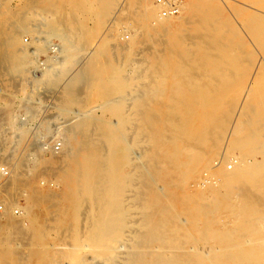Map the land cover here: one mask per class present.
<instances>
[{"label":"bare ground","instance_id":"6f19581e","mask_svg":"<svg viewBox=\"0 0 264 264\" xmlns=\"http://www.w3.org/2000/svg\"><path fill=\"white\" fill-rule=\"evenodd\" d=\"M32 1L30 3H33ZM101 1L104 4V9H106V6H109L108 9H110L112 5L118 2V0ZM142 1L140 17L145 20L149 19L147 24L153 32L167 33L168 40L165 47L166 50H161L160 47L154 50L150 55L143 56V54H139L137 58L133 59L135 53L139 51V49H137V36L143 30L139 22L132 24L130 22L118 21L115 19L113 24L110 25L111 27H109L108 32L103 35V39L109 44L108 46L114 56H120L121 60L124 59L123 62L126 61L128 64H134L135 74L134 77H130V79L132 83L138 82L136 86L137 92L134 93L138 97V101L135 106L132 105L135 107V114L131 118H128L129 124L126 125L125 133L122 135L124 138L126 137L125 140L127 145H110L112 136L111 128L106 127L104 124L99 130V128H97L99 120L91 116L90 108L82 110L76 108L77 119H75V117L66 118L65 116L62 118L61 114L66 113L68 110H62L63 112L61 111L60 114L58 113L59 116L57 115V117L50 119L65 123L79 121L81 124L78 126V130L82 132L81 135L83 134L84 139V142L81 144L80 140L77 139L78 137H76V131H73V128L70 127L68 130L66 129L68 131L67 136L64 135L66 137H63L65 138V148L62 147L63 149L60 150L67 164L63 168L58 165L59 169L62 168L57 176V180L61 184V193L59 195V204L55 208L56 213L54 218L57 224L67 223V226H65L71 240L68 249H61V256H64L66 259V264H83L86 260L84 257L86 254H88L92 260L100 258L102 262L99 264H106L110 260H115L117 262H115L116 264H264V78L261 80L262 84L256 87L253 95H251V104L249 93L251 85L247 83L248 85L245 87L240 83L239 86H237L238 88H245L242 95H240L242 104L238 111H236V117L231 121L233 129L231 133L228 132L230 133L228 142L223 150V154L221 153L223 156H227L226 160H223L224 162L227 161V158L232 162L233 165L231 170H228L227 167L221 164H217L218 160L215 162L217 165L212 168L205 166V168L210 170L208 177L206 176L207 178H205L200 174L195 177L197 202L189 208H177L173 201L165 197V193L162 194L163 185H158L156 188L153 184L156 180H153L152 176L154 175L152 172L158 175L161 173L165 178L171 169L163 165H157L158 155L153 151H146V148L149 143H154L155 146L157 144L162 147L163 152L170 156L175 166L174 168L183 176V182L186 186L185 190H187L191 184L187 179L198 170L200 164L206 162L208 159L207 152L194 153L193 146L190 144H183L181 146L178 144L170 146L171 144H169L173 142L175 137L177 138L180 133L187 132L192 134L193 137H201L202 131H200L199 127H202V125L194 123H199L201 120H196L197 116L193 111L191 112L184 109L179 116L166 118V121H169V123L164 124L163 120L157 116L158 114L154 107L151 106L148 101L155 92L160 90L167 76H172L174 78L177 72L185 73L186 67L188 66L187 60L184 57L189 47L186 44L185 35L180 31L184 19L186 18H178L180 16L179 13L185 6L181 4L179 12L175 15L162 16L159 12L160 5L156 4L154 0ZM261 1L264 2V0ZM35 4L37 5L39 2ZM89 5V7H86L89 14L90 11H92L96 14V17L100 18L101 14L106 13L101 6L95 9L93 5ZM63 9L65 8L63 7ZM42 10H44L46 14L39 16V21L34 24L33 28L27 22H20L16 25V29L14 30V32L17 31V33L35 30L34 32L37 34H43V38L55 35L60 41V49L58 50L60 59L58 61H52L51 65L42 72L39 80H34L36 81L33 85L34 89H37L41 85H53L52 83L55 82V78H58V76L61 77V75H65L66 72H68L71 65L77 61L76 59L80 53V45L76 42L78 39H74L77 38V36L80 37V34H82L76 27L72 29L71 26L66 28L65 31L62 30L63 27H58L56 12L60 10V7L53 1L49 2L45 6V9L43 8ZM63 13L65 15V12ZM23 14L24 11L22 15ZM121 15L120 17H122ZM73 19L75 20V16ZM88 20L90 21V19ZM100 21L101 19L96 22V25H99ZM125 22L133 25V33L130 40L120 42L118 37L121 39H123V37L119 34L118 25ZM41 24L45 26L44 30L40 27ZM88 28H90V26ZM40 40L41 39L38 38L37 43L34 45V53L41 51L43 48ZM162 41L165 42L163 39ZM147 45L148 44L145 46ZM16 49L18 53L16 54L17 59H15L14 67L23 70V65L27 63L25 61L27 49L19 45H17ZM103 51L104 46L98 44L94 50L90 52L91 54L89 56L87 55L88 57L83 61L79 69H75L67 77V82L65 86L62 87V90H64L65 95L69 97H67L68 104L76 100L78 101L79 99L76 98H79V94L83 91H88L87 96H91L94 95L92 94V89H94L96 92L95 95L97 94L101 97L107 95L109 91H119L126 86V77L128 78V76L124 77L122 75L121 72H124L123 66L121 72L119 69L113 73L109 72L107 76L104 74V63L101 60L104 55ZM105 58L107 57L105 56ZM115 67L117 66H114V68ZM129 68H131V66ZM131 74L133 75L132 72ZM54 75H56V77ZM177 79L178 81L183 80V76ZM106 81L109 82L107 87L105 84ZM180 88H182V86ZM82 89L83 91L81 92L80 90ZM103 102L104 101H101L99 104L102 105ZM181 105L184 106V102ZM129 111L130 110H128V112ZM204 114L207 116L204 117L206 121L211 114L210 109H207ZM80 115L85 116L80 118ZM0 120L10 122L5 126L8 132L4 136V140H6L5 143H12L15 141L16 139L14 136L22 133L21 129L25 128L24 125H16V123H14L16 121L15 119L2 118ZM113 121L114 124L118 122L116 119H113ZM1 125L0 137L3 131L1 128L4 127ZM63 127L64 124L60 125L58 129ZM77 136H80L79 132ZM12 138L14 139L12 140ZM210 138H212V141L208 142V144L212 152V150L216 148V145H220L216 142L220 137L217 135L214 139L212 135ZM31 145V147H28L27 153L29 156L31 155L34 157H31L34 159V164L32 166H27L25 163L15 165L9 179H18L16 171L24 170L25 168L23 172L27 173V171L31 170L39 163V156L37 157L36 154L40 150L38 148L40 146L37 147L35 144ZM133 146H137V148L134 151L135 153L132 152L134 155H131L128 160L131 164L130 170H132L130 171L131 176H129L127 173H122L120 167L126 160V150H129V148L132 149ZM257 153L259 154L258 158L255 157ZM22 164H24V166ZM58 167L56 166L55 168ZM49 169H51V167ZM36 172L37 171H35L34 174L35 176H37ZM20 173H22V171ZM41 173L43 174V172ZM50 174L47 176H51ZM53 175L55 174L53 173ZM8 182L10 185V181ZM8 182L5 185L6 187L8 186ZM155 183H157V181ZM128 184L130 187L125 188ZM5 186L3 185V187ZM32 186L34 187V185ZM18 187L16 188L18 189ZM179 187L181 188V186ZM0 190L4 195L6 189ZM12 190L13 189H11V191ZM13 192L15 194V191ZM31 193V201H47L51 197L49 196L51 192H49V195H47L48 193L46 192L41 193V195H34L35 193H33L32 190ZM9 194L8 192V195ZM11 198L9 199L12 200ZM176 199L178 198L176 197ZM53 204L55 205V202H53ZM12 205H10V207ZM43 208L45 210L47 209L46 207ZM181 212L186 213V215L183 216ZM205 212L212 217V224H208L207 235L214 237V239H216L215 243L210 247H206L203 246L202 243V246H199V244L185 242L188 235L180 233L178 231L179 226L184 221H188L190 224L193 223L192 225H194L195 217ZM8 213L9 212L5 214ZM139 213L141 214L140 217L132 222L140 223L145 229L138 231L136 236L140 237L141 241L138 240L140 242L139 246L135 247V244H131L132 242L130 241L133 238L135 240L133 234L138 228L135 227L136 229L134 228V230L129 228L133 224L130 215ZM9 216H11L10 213ZM46 217H44V219H46ZM201 218L200 220H202ZM33 219L36 220V218ZM7 220L6 222H9ZM86 222L88 223L87 226H85ZM78 223L84 224L81 230L83 231L82 233L85 240L82 238ZM183 224L186 225L185 223ZM9 227H11V230H9L13 236L22 239L21 236H23L24 233L18 228V225L12 222ZM36 229L38 230V228ZM119 231L124 232L123 236L121 235L118 237ZM41 233H44V231L39 232V234ZM59 233L61 234V232ZM39 236L41 237V235ZM60 236H62V234ZM60 236L59 238H61ZM19 238H17V240L22 241ZM150 240L154 243L145 244ZM22 243L21 245H24L28 243V241H25L24 244ZM16 246L18 247L19 245ZM82 249L85 251L83 252ZM221 258L225 259V261ZM35 260L38 262L43 261V263H53L55 261L54 253L47 251L43 253L39 252Z\"/></svg>","mask_w":264,"mask_h":264},{"label":"rangeland","instance_id":"374dc122","mask_svg":"<svg viewBox=\"0 0 264 264\" xmlns=\"http://www.w3.org/2000/svg\"><path fill=\"white\" fill-rule=\"evenodd\" d=\"M28 1L29 0H0V119H15L16 121L14 123H16V125L20 124L25 127L22 129L20 128L22 133L19 135L17 134L18 137L17 135L14 136L16 139L15 141L12 143H5L6 140H4V136L8 133L7 127L5 126L10 122L0 120V125L2 124L1 126H4L1 128L3 131L0 137V165H6L9 170V175L7 177L0 174V189H6L7 191L4 192V196L0 190V264H10V262L11 264H66V259L64 256H61V251L68 249L71 243L66 228L67 223L57 224L54 218L56 213L55 208L59 204V195L61 193V184L58 182L57 176L60 170L67 164V161L63 158L60 150L65 148V138L63 137L67 136V130L70 127L73 128V131H76V137H78L77 139L80 140L81 144L84 142V139L83 134L81 135L82 132L78 130V126L81 124L79 121L71 123L66 122V124L65 122L50 119L57 117V115L59 116L62 110H68L66 113L61 114L62 118L65 116L66 118L75 117V119H77V109L82 110L90 108L91 116H94L99 120L97 124L99 130L104 124L106 127L111 128L112 136L110 145H127L125 140L126 137L124 138L122 135L125 133L126 125L129 124L128 118H131L135 114V107L133 106L136 105L138 97L134 93L137 92L136 86L138 82L132 83L130 79V77H134L135 74V69L133 67L134 64H128L126 61L125 63L123 62L124 59L121 60L120 56H114L108 46L109 44L103 39V35L108 32L109 27H111L110 25L113 24L115 19L118 21L130 22L132 24L139 22L141 24V29L143 30L137 36V49H139V51L135 53L133 59L137 58L139 54H143V56L150 55L154 50L160 47L161 50H166L165 47L167 45L168 35L165 32H153L147 24L149 19L145 20L140 17L142 0H118V2L112 5L110 9H108L109 6H106V9H104V4L101 0H87L88 2L86 0ZM31 1L33 3H30ZM51 1L60 7V10L56 12L58 27H63L62 30L65 31L66 28L72 26V29L76 27L80 33L82 32L80 37L77 36V38L74 39H78L76 42L80 45V53L76 59L77 61L71 65L68 72H66L65 75H61V77L58 76V78H55V82L52 83L53 85L43 86L40 84L41 86L34 89L33 85L39 80L42 72L51 65L52 61H58L60 59L58 52L60 49V41L55 35L43 38V34H37L34 32L35 30L19 33H17V31L14 32V30L16 29V25L20 22H27L33 28L34 24L38 23L39 16L46 14L42 9H45V6ZM38 2L39 4L36 5L35 3ZM89 4L93 5L95 9H98V6H101V8L103 7L102 9L105 10L106 13L101 14L100 18L96 17V14L92 11H90L89 14L86 8L90 6ZM181 4H184L185 7L179 13L180 16L178 18H186L184 19L180 31L185 35L186 44L189 47V50L184 57L187 60L188 66L186 67L185 73L177 72L174 78L172 76V78L167 76L164 79L160 90L155 92L148 101L150 105L154 107L158 114L157 116L163 120L164 124L169 123V121H166V118L179 116L184 109L191 112L193 111L197 116L196 120H201L200 122L198 121L199 123L194 122L197 125H202V127H199L200 131H202V134L200 135L201 137H193L192 134L187 132L180 133L177 138L175 137V140H173L174 143L171 142L169 144H171L170 146L176 144L179 146L190 144L193 146L194 153L207 152L208 159L206 162L200 164L198 170L187 179L189 183L191 182L187 192V190H185L186 186L183 182V176L176 168H174L175 166L172 163L170 156L163 152L162 147L157 144L155 146L154 143H149L147 145L149 148L147 147L146 151H153L158 155L156 162L157 165H163L171 169L165 178L161 173L158 175L155 172H152L154 175L152 176L153 180L157 181V183H155L156 181L153 182L155 187L157 188L158 185H163L162 194L165 193V197L173 201L177 208H189L197 202L195 177L199 174L203 177H208L210 173V170L205 168V166L212 168L217 164H221L222 166L227 167L228 170H231L233 165L231 164V166L228 167V163L231 161L227 158V161L224 162L227 156L225 157L222 154L233 129L231 121L236 117V111H238L242 104V98L240 95H242L245 88H238L237 86H239L240 83L245 87L248 84L251 85L249 91L251 104V95H253L255 88L262 84L261 80L264 78L262 77L264 76L262 75L264 74V2L261 0H180V5ZM63 7L65 9H63ZM23 11L24 14L22 15ZM63 12H65V15ZM71 14L75 16V20L73 19L74 16ZM120 15L122 17H120ZM88 19H90V21ZM100 19V24L96 25V22ZM126 22L118 25L120 31L119 34L123 37V39L118 37L120 42H123L124 40L128 41L132 37L133 25ZM89 26L90 28H88ZM40 27L43 30L45 29V26L42 24ZM125 35L127 36L125 37ZM38 38L41 39L40 43L43 45V48L41 51L34 53V45L37 43ZM162 39L165 42H163ZM50 41L56 44L55 47L57 49V54L54 57H48L47 43ZM98 44L104 46V55L101 59L104 63V74L107 76L109 72L113 73L119 69L121 72L123 66L124 72L122 71L121 73L124 77L128 76V78L126 77V86L119 91H109L107 95L101 97L97 94L95 95L96 92L94 89H92V94L94 95L91 96H87L88 91H83L82 89L80 90L81 92L83 91L79 94L80 97L76 98L79 100L68 104V95H65V91L62 90V87L65 86L67 77L75 69H79L83 64V61L91 54L90 52H92ZM146 44L148 45L145 46ZM17 45L27 49V57L25 58L27 63L23 65V70L14 67L15 59H17L16 54L18 53L16 49ZM105 56L107 58H105ZM38 57L42 59L46 58V64L41 70L40 75L29 79L30 73L28 68L37 61ZM114 66H117L118 68H114ZM128 66H131V68ZM54 76L56 77V75ZM182 76L183 80L178 81L177 78ZM105 84L107 87L109 82L106 81ZM181 86L183 89L180 88ZM101 101H104L102 105L99 104ZM183 102L184 106L181 105ZM207 109H210L211 114L205 121L204 117L207 116L204 113ZM128 110L130 111L128 112ZM82 116L85 115H80V118H83ZM113 119L118 120V122L114 124ZM63 124L64 127L58 129V127ZM78 132L80 136H77ZM212 135L214 136V139L215 136L219 135L220 138H218L216 142L220 145L217 146L215 142L216 148L211 152V147L208 142L212 141V138H210ZM14 138H12V140ZM56 139H60L61 141L59 150L54 151L49 148H43L42 144L44 142L51 144ZM31 144H35L37 147L40 146L38 147L40 149L38 151L39 154L38 152L36 154L37 157L39 156V163H37L31 170L27 171V173L23 172L25 168L24 170H18L20 172L22 171V173L16 171L18 179H9L15 165L25 163L27 166H32L34 164V159H32L34 157L31 155L29 156L27 153V149H29L28 147L32 146ZM136 148L137 146H133L132 149L129 148V150H126V160L120 167V171L129 174V176H131L130 171L132 170H130L131 164L128 160L131 155H134ZM258 155L259 154L257 153L255 157L258 158ZM216 160H218L217 164L215 163ZM22 165L24 166V164ZM58 165L59 167L62 166V168L59 169ZM56 166L58 168H55ZM47 167H51V169ZM35 171H37L36 175L38 177L34 175ZM41 172H43V174ZM53 173L55 175H53ZM205 173H207V175ZM49 174L51 176L48 177L47 175ZM8 181H10V185ZM7 182L8 186L6 187L5 185ZM22 182H24L25 185ZM3 185L5 187H3ZM32 185H34V187ZM179 186H181V188ZM16 187H18V189ZM129 187V184L125 186V188ZM11 189L13 190L11 191ZM32 190L33 193H35L34 195H41L43 192L48 193L47 195H49V192L54 194L52 195L50 193L49 196L51 197L47 201H31L30 194H32ZM13 191H15V194L17 192V194L15 195ZM8 192L10 193L9 195ZM176 197L178 199H176ZM53 202H55V205ZM9 203L10 205H13L10 207ZM43 207H46L47 209L45 210ZM14 209H18L21 213L15 212ZM6 211L13 217L9 216V213L5 214L7 213ZM181 213L183 216L186 215L184 212ZM140 215V213L130 215L131 222L136 218H139ZM32 217L36 218V220ZM44 217H46V219H44ZM200 218L202 220H200ZM6 220L9 222H6ZM194 220V225H192L193 223L190 224V222L184 221L183 223L186 225L182 223L178 228L180 233L188 235L185 242L199 244V246L201 243L206 247L212 246L216 239L207 235L208 224H212L211 215L205 212L195 217ZM12 222L18 225V228L23 231L24 238L21 236V239L10 233L11 227L9 226ZM132 223L133 226L131 225L129 228L134 230V228L137 227L138 229L135 228L136 230L133 234L135 240L133 238L130 242H132L131 244H135V247H138L140 243L139 241L141 240L140 237L136 235L139 230L141 231L145 229V227L140 223ZM87 224L88 223L86 222L85 226H87ZM82 227H84V224L82 225V223H78V228L84 239L83 231L81 230ZM36 228H38V230ZM43 231L44 233L39 234V232ZM59 232H61L62 236H60L61 234ZM123 233L124 232L119 231L118 237L121 235L123 236ZM39 235H41V237ZM59 236L61 238H59ZM17 238L22 241L17 240ZM25 241H28V243H25ZM21 243H25V246L21 245ZM151 243L153 244L154 242L150 240L145 244ZM16 245L19 246L17 247ZM46 251L54 253L55 261L53 263H43V261L38 262L35 260L37 255H39V252L43 253ZM82 251L84 252L85 250L82 249ZM84 257L86 260L83 264H99L102 262L100 258H95L93 260L90 259L88 254L84 255ZM222 260L225 261V259ZM115 262V260H110L106 264H116L117 262Z\"/></svg>","mask_w":264,"mask_h":264},{"label":"built area","instance_id":"2783aa9c","mask_svg":"<svg viewBox=\"0 0 264 264\" xmlns=\"http://www.w3.org/2000/svg\"><path fill=\"white\" fill-rule=\"evenodd\" d=\"M154 2L158 5H160V15L162 16H168V15H175L179 12L180 9V0H154ZM127 35H125L126 37ZM55 43L50 41L47 43V48H48V57H54L57 54V49L55 47ZM47 53V55H48ZM46 57V55H45ZM46 64V58H37V61L31 65L28 70H29V79H32L33 77H37L40 75L41 70L44 68ZM43 148H49L51 150L57 151L60 149L61 146V141L60 139H56L53 141V143L48 144V143H43L42 144ZM231 162L228 163V167L231 166ZM0 174L4 177H7L9 175V170L6 167V165L2 164L0 165ZM207 175V173H205ZM206 177V176H205ZM15 212H19L18 209H14ZM21 213V212H19Z\"/></svg>","mask_w":264,"mask_h":264}]
</instances>
